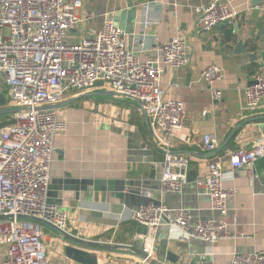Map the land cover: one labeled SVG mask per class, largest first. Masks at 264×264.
<instances>
[{"label":"built area","instance_id":"built-area-1","mask_svg":"<svg viewBox=\"0 0 264 264\" xmlns=\"http://www.w3.org/2000/svg\"><path fill=\"white\" fill-rule=\"evenodd\" d=\"M233 1L212 0L197 6L195 32L207 33L221 25L233 28L240 18ZM156 4L136 6L142 12L139 33L121 25L120 9L106 12L93 35H81L79 27L96 18L84 0H0V94L8 106L22 108L12 114L13 122L0 128V216L5 217L0 219V264H50L43 225L22 216L40 218L69 232L68 212L48 201L55 140L68 129V121L53 106L69 94L83 93L100 83L121 97L139 100L136 110L147 115L152 144L164 156L157 163L162 167L159 193H180L188 183L191 157L173 152L174 132L183 127L188 113L180 99L167 96L162 77L191 62V45L183 35L158 43L153 32L158 23ZM201 77L213 99L221 100L218 83L225 77L224 68L211 63ZM251 80L254 83L243 90L242 107L247 111L264 101V65ZM219 145L213 135H203V150L212 152ZM263 157L262 135L250 148L230 149L210 159L204 173L196 177V186L210 196L211 209L220 217L191 224L186 208L163 202L136 208L133 218L147 228L140 235L141 250L147 254L140 257L141 264L154 259L156 234L163 221L212 245L236 238L225 217L238 189L224 185L225 161L233 171L250 168L249 178L255 180V164ZM230 264H264V252H235Z\"/></svg>","mask_w":264,"mask_h":264},{"label":"crops","instance_id":"crops-1","mask_svg":"<svg viewBox=\"0 0 264 264\" xmlns=\"http://www.w3.org/2000/svg\"><path fill=\"white\" fill-rule=\"evenodd\" d=\"M84 1L87 9L93 12L91 1ZM109 1L111 3L103 4L106 10L99 17L95 14L96 18L89 25L81 26V35H93L101 27L106 12L120 9L121 13L125 12L126 22L136 13V19H131L130 30L139 33L140 7L137 10L129 7L127 0ZM150 1H156L158 5L155 8L158 23L153 32L158 35L159 44L176 35L190 40L191 62L176 71L168 70L162 81L167 96L180 99L188 113L183 127L174 132L173 152L191 158L187 170L189 180L182 192L162 196L159 190L148 189V193L158 194V198L170 207L188 209L190 222L195 224L199 220L220 217L218 211L211 209L210 196L195 183L196 177L204 173L210 157L224 155L230 149L250 148L256 138L264 136V101L254 111L242 107L244 88L250 83L253 72L264 65V0L256 4L252 3L253 0L233 1L232 6L240 11V32L226 43L223 38L230 28L226 25L203 34L195 32L198 16L195 8L212 0H141V3ZM239 40H244L246 45L243 53L235 52ZM252 52H257L256 58L250 57ZM211 63L219 64L225 72L224 79L218 83L223 91L219 101L213 99L201 77L202 70ZM103 90L105 92L102 93L110 95L112 101L96 102L93 95ZM81 94V97L59 108L61 117L68 121V129L55 140L51 183L72 180L76 190H64L62 203L57 206L68 212L69 234L111 246H82L97 260V264H141V255L136 250H141L143 228L133 218V211L138 207L125 204L112 193L78 189L82 183L77 182L85 181L86 187L93 186L98 179L161 182L162 167L157 163L162 160L163 153L153 150V162L147 160L149 156L140 157L134 153L138 148L153 149L154 146L145 115L136 110L135 100L121 97L100 83L83 93L69 94L65 100ZM203 111L207 114L203 115ZM205 134L218 139L217 151L221 150V145L233 141L223 154L217 155V151L203 150ZM255 170L258 178L250 180V168L233 171L225 161L224 185L238 189L237 196L229 202L225 217L236 238L223 239L212 245L186 236L187 231L180 227L164 223L156 234L154 259L167 264H230L235 252H264V157L256 162ZM43 227L50 264H84L67 255L65 245L68 242L60 233L49 226ZM167 236L168 245L164 241ZM167 250L178 254L177 263L166 258Z\"/></svg>","mask_w":264,"mask_h":264},{"label":"water","instance_id":"water-1","mask_svg":"<svg viewBox=\"0 0 264 264\" xmlns=\"http://www.w3.org/2000/svg\"><path fill=\"white\" fill-rule=\"evenodd\" d=\"M261 0H253L252 3L256 4L257 2H260ZM139 2H141V0H127V5L129 7H133L135 10H137V5L139 4ZM124 14L125 12L121 13L117 16V19L121 20V25L123 27L126 28L127 31L130 30V26H131V19H136V13L134 12L131 15V18L129 20H125L124 18ZM240 32L239 29V25L238 23L235 25V34H238ZM246 48L245 42L244 40H239V42L237 43V46L235 47V52L236 53H243L244 50ZM250 57L256 58L257 57V52H252L249 54ZM254 83V81H250V84ZM86 95V94H84ZM81 95H77L74 96L73 98L64 100L62 102H60L59 104L53 106L55 108H60L62 106H65L67 104H69L70 102H72L74 99L81 97ZM137 102V104H140L139 100H135ZM22 108L20 107H10L7 105V100L5 97H0V113H15L17 111H20ZM145 118H146V122H147V126L149 129V132L151 134V129H150V125H149V121H148V117L145 114ZM243 123H241L240 125L236 126L234 128V131H236ZM229 139V138H228ZM224 147V145H221L219 149H222ZM218 149V148H217ZM217 149L215 150V152L217 151ZM136 152V154H138L140 157L141 156H149V158L147 160H149L150 162H153L154 158H153V150L151 149V147H146V148H138L136 150H134V153ZM139 160H142L141 158ZM73 181L72 180H55L52 181V183H50L49 185V191H48V201L51 204H55V205H61L62 203V193L64 190H76L75 187H73L74 185H72ZM78 183H82V185H80L79 187H77L78 189L81 188V190H94V191H103V192H108V193H112L114 194V196L120 200H123L125 204L127 205H133V206H137L142 207V206H147L149 204H154V205H160L163 201H161V199L158 198V194L156 193H148V189H152V190H160L161 189V182L160 181H146V180H136V179H98L95 180L93 182V186H89L86 187L85 181H80L77 182ZM52 197V198H51ZM23 218L26 219H30L35 221L37 224H41V225H46L49 226L51 228H53L54 230H56L58 233H60L62 235V237L64 238V240H66L68 243L65 245V251L67 253L68 256H70L71 258H74L75 260H78L84 264H97V260L89 253L87 252L82 246L86 245V246H90V247H100V248H108L111 246L108 245H102L101 243L98 242H91V241H86L83 240L81 238H78L76 236H73L71 234H69L68 232L58 228L57 226L42 220L40 218L37 217H32V216H22ZM5 217H1L0 219H3ZM165 223V221H163ZM141 228H143V234H145L147 232V228L145 226H141ZM140 228V229H141ZM165 244L168 245L169 243V238L168 236L165 237L164 239ZM136 252L138 254H140L142 257H147V254L144 253L142 250L137 249ZM166 258L173 262V263H177L178 261V254H176L175 252L171 251V250H167L166 251ZM149 264H157L156 261L152 258H149Z\"/></svg>","mask_w":264,"mask_h":264},{"label":"trees","instance_id":"trees-1","mask_svg":"<svg viewBox=\"0 0 264 264\" xmlns=\"http://www.w3.org/2000/svg\"><path fill=\"white\" fill-rule=\"evenodd\" d=\"M234 36H235V33L233 32V28L231 27V28L227 29L225 31V35H224V38H223V42H225V43L226 42H230L233 39ZM248 46H250L252 48V44L248 43ZM257 71L258 70L254 71L253 73H255ZM0 97H3V94H0ZM11 122H13L12 114L11 113H0V128L3 127V126H5L6 124L11 123ZM232 141L233 140H231L228 145H231L232 144ZM228 145H224V147L221 150L217 151L218 152L217 155L223 154L225 152L226 148L228 147ZM152 150L155 151L157 149L153 146V149ZM216 157L217 156L213 155L210 158L211 159H214ZM163 159H164V156H163L162 160ZM117 239H119V237Z\"/></svg>","mask_w":264,"mask_h":264},{"label":"rangeland","instance_id":"rangeland-1","mask_svg":"<svg viewBox=\"0 0 264 264\" xmlns=\"http://www.w3.org/2000/svg\"><path fill=\"white\" fill-rule=\"evenodd\" d=\"M90 1H91L92 11L97 15V17H99V15H101L102 12H104L106 10L105 6H103V4L104 3L105 4L111 3V1H109V0H90ZM98 21L100 22L101 18H99ZM79 30L82 31L83 28L80 26ZM102 92H105V91L104 90L103 91H97V93L95 95H93L96 102L103 104V103H108V102L113 100V99H111L112 97L110 95L103 94Z\"/></svg>","mask_w":264,"mask_h":264}]
</instances>
